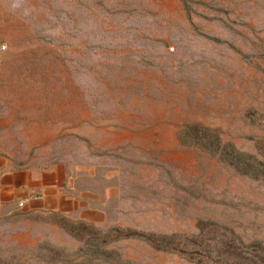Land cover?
Instances as JSON below:
<instances>
[{
	"label": "rangeland",
	"instance_id": "374dc122",
	"mask_svg": "<svg viewBox=\"0 0 264 264\" xmlns=\"http://www.w3.org/2000/svg\"><path fill=\"white\" fill-rule=\"evenodd\" d=\"M0 48V264H264V0H0Z\"/></svg>",
	"mask_w": 264,
	"mask_h": 264
},
{
	"label": "crops",
	"instance_id": "0c3cea01",
	"mask_svg": "<svg viewBox=\"0 0 264 264\" xmlns=\"http://www.w3.org/2000/svg\"><path fill=\"white\" fill-rule=\"evenodd\" d=\"M17 177H12V180L9 179V182L5 184V187L1 188L2 193H0V202L5 204L9 201H12L15 197V195L12 194V189L13 191H16L18 189H21L22 187V179H17ZM11 191V193H10Z\"/></svg>",
	"mask_w": 264,
	"mask_h": 264
},
{
	"label": "built area",
	"instance_id": "2783aa9c",
	"mask_svg": "<svg viewBox=\"0 0 264 264\" xmlns=\"http://www.w3.org/2000/svg\"><path fill=\"white\" fill-rule=\"evenodd\" d=\"M4 51H6V48H2V49L0 48V57ZM21 206H22V204H21ZM2 208H3V204L0 202V212H1Z\"/></svg>",
	"mask_w": 264,
	"mask_h": 264
}]
</instances>
